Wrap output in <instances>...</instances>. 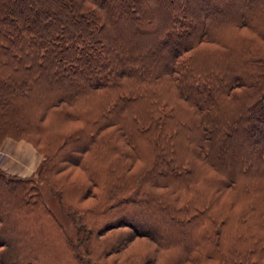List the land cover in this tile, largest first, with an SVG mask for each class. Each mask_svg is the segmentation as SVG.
Segmentation results:
<instances>
[{
    "label": "trees",
    "instance_id": "obj_1",
    "mask_svg": "<svg viewBox=\"0 0 264 264\" xmlns=\"http://www.w3.org/2000/svg\"><path fill=\"white\" fill-rule=\"evenodd\" d=\"M6 138L43 159L0 168V264H264V0H0Z\"/></svg>",
    "mask_w": 264,
    "mask_h": 264
},
{
    "label": "rangeland",
    "instance_id": "obj_2",
    "mask_svg": "<svg viewBox=\"0 0 264 264\" xmlns=\"http://www.w3.org/2000/svg\"><path fill=\"white\" fill-rule=\"evenodd\" d=\"M42 159L43 155L26 140L6 138L0 147V168L9 174L20 177L35 175ZM74 175L79 177L83 176L80 173L78 175L75 173ZM40 188L45 203L65 229L71 240L75 243H80L81 246H85V237L88 230L81 224L78 214L66 210L61 205L57 193L53 190L51 191L46 184H42ZM218 197L220 200L228 203V200H231L232 195L230 197L228 191H225L218 195ZM86 203L88 204L89 202ZM129 217L136 220L139 218L142 221L148 220L147 222L149 225L153 227L157 224L154 218L149 219L143 217L137 211L130 213ZM155 247L156 244L152 240L136 237L129 242L128 247L116 252H109L106 257L110 262L116 264L124 261L128 256L136 255L137 252H140L141 250H156Z\"/></svg>",
    "mask_w": 264,
    "mask_h": 264
}]
</instances>
